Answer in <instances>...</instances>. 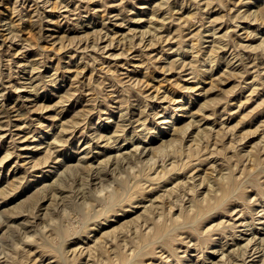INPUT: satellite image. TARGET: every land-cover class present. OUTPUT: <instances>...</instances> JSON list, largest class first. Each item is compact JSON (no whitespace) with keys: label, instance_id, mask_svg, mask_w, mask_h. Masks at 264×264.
<instances>
[{"label":"rangeland","instance_id":"rangeland-1","mask_svg":"<svg viewBox=\"0 0 264 264\" xmlns=\"http://www.w3.org/2000/svg\"><path fill=\"white\" fill-rule=\"evenodd\" d=\"M0 264H264V0H0Z\"/></svg>","mask_w":264,"mask_h":264},{"label":"bare ground","instance_id":"bare-ground-1","mask_svg":"<svg viewBox=\"0 0 264 264\" xmlns=\"http://www.w3.org/2000/svg\"><path fill=\"white\" fill-rule=\"evenodd\" d=\"M146 148H147V147H146ZM145 150H146V149H145ZM147 151H148V150H147ZM136 154H137V153H136ZM143 154H144V153H143ZM149 154H150V153H149ZM133 155H134V154H133ZM134 156H135V155H134ZM125 157H127V155H126ZM129 157H130V156H129ZM129 157H128V158H129ZM151 157H152V156H151ZM150 159H151V158H150ZM138 160H139V159H138ZM138 160H136V161H138ZM117 161H118V160H117ZM139 161H140V160H139ZM130 162H131V161H130ZM132 162H133V161H132ZM142 162H143V161H142ZM125 164H126V163H125ZM127 164H128V162H127ZM131 165H132V164H131ZM131 165H130V166H131ZM120 166H121V165H120ZM130 166H129V167H130ZM197 166H198V165H197ZM103 167H104V166H103ZM104 168H105V167H104ZM114 169H115V168H114ZM125 169H126V168H125ZM140 169H141V168H140ZM177 169H178V168L174 169V171H175V170L177 171ZM75 170H76V169H75ZM77 170H78V169H77ZM164 171H165V169H164ZM63 172H64V171H63ZM99 172H100V171H99ZM105 172H106V171H105ZM113 172H114V171H113ZM113 172H112V173H113ZM169 172H171V171H169ZM92 173H93V172H92ZM103 173H104V172H103ZM144 173H145V172H144ZM146 173H147V171H146ZM165 173H166V175L169 174V173H167L166 171H165ZM60 174H61V173H60ZM64 174H65V173H64ZM101 174H102V173H101ZM113 174H114V173H113ZM142 174H143V173H141V175H142ZM177 174H178V173H177ZM177 174H176V175H177ZM164 175H165V174H164ZM173 175H175V174H173ZM68 176H69V175H68ZM100 176H103V174L100 175ZM111 176H112V175H111ZM115 176H117V175H115ZM115 176H114V180H115ZM143 176H144V175H143ZM162 176H163V175H162ZM171 176H172V175H171ZM223 176H224V175H223ZM86 177H87V176H86ZM103 177H104V176H103ZM103 177H102V178H103ZM112 177H113V176H112ZM118 177H119V176H118ZM160 177H161V176H160ZM87 178H88V177H87ZM96 178H97V177H96ZM98 178H100V177L98 176ZM119 178H120V177H119ZM144 178H145V176H144ZM148 178H149V177H148ZM162 178H163V177H162ZM169 178H170V177H169ZM85 179H86V178H85ZM105 179H106V178H105ZM105 179H104V180H105ZM62 180H63V179H61L60 182H61ZM90 180H91V179H90ZM159 180H160V179H159ZM110 181H111V180H110ZM120 181H122V180H120ZM148 181H150V179H149ZM103 182H104V181H103ZM112 182H113V181H112ZM117 182H118V181H117ZM151 182H152V181H151ZM153 182H154V181H153ZM202 182H203V181H202ZM86 183H87V182H86ZM114 183H115V182H114ZM200 183H201V182H200ZM63 184H64V183H63ZM96 184H97V183H96ZM99 184H100V183H99ZM108 184H109V183H108ZM118 184H119V183H118ZM84 185H85V184H84ZM124 185H125V184H124ZM52 186H53V185H52ZM59 186H60V185H59ZM59 186H58V185L56 186L58 190H59ZM62 186H63V185H62ZM103 186H104V184L102 185V187H103ZM106 186H108V185L106 184ZM106 186H104L103 189L101 188L102 191L105 189ZM110 186H111V184H110ZM118 186H119V185H118ZM118 186H117V187H118ZM120 186H121V185H120ZM120 186H119V187H120ZM53 187H54V186H53ZM56 187H55V188H56ZM82 187H83V186H82ZM117 187H116V188H117ZM49 188H50V187H49ZM107 188H108V187H107ZM113 188H114V187H113ZM121 188H122V187H121ZM61 189H63V188L61 187ZM61 189H60V190H61ZM83 189H85V188H83ZM123 189H126V188H123ZM129 189H130V188H129ZM44 190H45V189H44ZM53 190H55V189H53ZM88 190H91V189H88ZM99 190H100V189H99ZM99 190H98V191H99ZM115 190H116V189L114 188V191H115ZM118 190H119V188H118ZM127 190H128V189H127ZM62 191H63V190H62ZM92 191H93V190H91V192H92ZM88 192H89V191H88ZM88 192H87V193H88ZM87 193H86V191H85V194H87ZM89 193H90V192H89ZM106 193H107V192H106ZM90 194H91V193H90ZM95 194H96V193H95ZM126 194H127V193H126ZM44 195H45V194H44ZM93 195H94V193H93ZM106 195H109V197H111V198H112V197H115V201L113 202L112 205H115L116 203H119V201H121V200L123 199L122 193H121L120 191H116V192H114V195H113V196H112L111 194H105V196H106ZM63 196H64V195H63ZM84 196H85V195H84ZM84 196H83V197H84ZM106 197H107V196H106ZM106 197H105V199H106ZM109 197H108V198H109ZM160 197H161V196H160ZM63 198H64V197H63ZM63 198H62V199H63ZM85 198H86V201L88 200L87 202H86V201H81V203L83 202L84 205L87 204V203H89V202H90L91 204H93V202L96 201V200H95L96 196H95V198H94V197L91 196V195H87ZM108 198H107V199H108ZM65 199H66V198H65ZM105 199H103V200H105ZM160 199H162V198H160ZM75 200H76V199H75ZM83 200H84V199H83ZM93 200H94V201H93ZM108 200H109V199H108ZM127 200H128V199H127ZM135 200H136V199H135ZM79 201H80V200H79ZM92 201H93V202H92ZM100 201H101V200H100ZM123 201H124V200H123ZM133 201H134V200H133ZM73 202H74V201H73ZM76 202H77V201H76ZM85 202H86V203H85ZM104 202H107V201H104ZM108 202H109V201H108ZM159 202H160V201H159ZM81 203H80L79 208H81ZM154 203H155V202H154ZM97 204H98V202H97ZM106 204H107V203H106ZM87 205H89V204H87ZM160 205H161V204H160ZM63 206H65V205H63ZM85 206H86V205H85ZM90 206H91V205H90ZM82 207H83V206H82ZM88 207H89V206H88ZM91 207H92V206H91ZM94 207H95V206H94ZM94 207H93V208H94ZM96 207H97V206H96ZM96 207H95V208H96ZM146 207L148 208V206H146ZM146 207H145V208H146ZM149 207H150V206H149ZM63 208H64V207H63ZM63 208H62V209H63ZM72 208H73V207H72ZM109 208H110V207H109ZM147 208H146V209H147ZM85 209H87V207H85ZM154 209H155V208H154ZM69 210H70V209H69ZM69 210H68V211H69ZM81 210H83V208H82ZM96 210H97V209H96ZM107 210H109V209L107 208ZM107 210H106V211H107ZM118 210H119V209H118ZM143 210H144V209H143ZM49 211H50V210H49ZM53 211H54V210H53ZM104 211H105V210H104ZM106 211H105V212H106ZM84 212H85V211H84ZM92 212H93V211H92ZM48 213H50V212H48ZM64 213H65V212H64ZM86 213H87V212H86ZM114 213H115V212H114ZM145 213H146V212H145ZM52 214H53V213H52ZM73 214H74V213H73ZM92 214H95V213H92ZM92 214H91V215H92ZM96 214H97V213H96ZM103 214H105V213H103ZM103 214H102V215H103ZM70 215H72V214H70ZM85 215H86V214H85ZM150 215H151V214H150ZM42 216H43V215H42ZM103 216H104V215H103ZM49 217H50V216H49ZM52 217H53V216H52ZM107 217H108V216H107ZM113 218H114V217H113ZM51 219H52V218H51ZM53 219H54V218H53ZM53 219H52V220H53ZM144 219H145V218H144ZM47 220H48V219H47ZM54 220H56V219H54ZM27 221H28V220H27ZM88 221H90V220H88ZM138 221H139V220H138ZM49 222H50V221H49ZM25 223H26V222H25ZM53 223H54V222H52V223L50 222V223H47V224L45 223V225L42 226V229L44 230V229L47 228L48 226H51V229H50V230H53V228H54V230L52 231L53 233H54L55 229H56V232H58L59 229L57 230L56 226H53V225H52ZM56 223H57V222H56ZM105 223H106V222H105ZM37 224H38V223H37ZM42 224H43V223H42ZM38 225H39V224H38ZM54 225H55V224H54ZM59 225H60V224H59ZM59 225H58V226H59ZM60 226H61V225H60ZM60 226H59L58 228H61ZM23 227H24V225L22 226V228H23ZM38 227H39V226H38ZM40 227H41V226H40ZM37 229H38V228H37ZM42 229H41V230H42ZM63 229H64V228H63ZM65 229H66V228H65ZM91 229H92V228H91ZM38 230H39V229H38ZM35 231H36V230H35ZM47 231H48V230H47ZM37 232H39V231H37ZM62 232H63V231H62ZM62 232H61V234L63 235ZM89 232H90V231H89ZM40 233H41V232H40ZM46 233H47V232H46ZM85 233L87 234V232H85ZM105 233H106V232H105ZM105 233H104L103 235H105ZM51 234H52V233H51ZM51 234H50V235H51ZM58 234H59V232H58ZM58 234H57V236H58ZM254 234H255V233H254ZM43 235H45V234H43ZM62 235H61V236H62ZM106 235H108V234H106ZM162 235H163V234H162ZM162 235H161V236H162ZM27 236L30 237L31 235H27ZM33 236H34V235H33ZM55 236H56V235H55ZM161 236H160L159 238H161ZM24 238H27V237H24ZM29 239H30V238H29ZM34 239H35V238H34ZM156 240H157V239H156ZM62 241H64V240H62ZM24 242H25V241H24ZM6 243H7V242H6ZM28 243H29V242H28ZM62 243H63V242H62ZM149 243H150V242H149ZM4 244H5V243H3V245H4ZM8 244H9V243H8ZM58 244H59V243H58ZM144 244H145V243H144ZM12 245H13V244H12ZM88 245H91V244H88ZM248 245H249V243H248ZM9 246H10V245H9ZM58 246H59V245H58ZM1 247H2V246H1ZM86 247H87V246H86ZM8 248H9V247H8ZM13 248H14V247H13ZM62 248H63V247H62ZM92 248H93V247H92ZM92 248H91V249H92ZM83 249H84V248H83ZM85 249H86V248H85ZM91 249H90V250H91ZM92 251H93V250H92ZM2 252H3V251H2ZM4 252H5V251H4ZM4 252H3V253H4ZM83 252H84V250H83ZM63 253H64V252H63ZM91 253H92V252H91ZM63 258H64V257H63ZM126 263H127V262H126Z\"/></svg>","mask_w":264,"mask_h":264}]
</instances>
